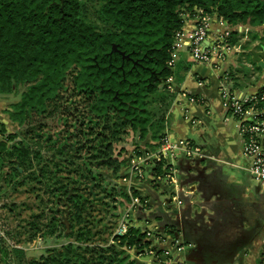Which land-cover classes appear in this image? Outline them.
<instances>
[{
    "label": "trees",
    "instance_id": "obj_1",
    "mask_svg": "<svg viewBox=\"0 0 264 264\" xmlns=\"http://www.w3.org/2000/svg\"><path fill=\"white\" fill-rule=\"evenodd\" d=\"M197 9L214 13L231 25L263 26L264 44V0H99L95 14L102 27L86 17L84 0H0V95L24 87L19 100L6 110L9 119L23 126L34 116L49 115L62 98V91L69 90L70 96L85 101L88 129L81 131L82 136L88 137L102 123L96 138H91L102 136L98 143L105 147L103 158L100 149L91 154L97 157L93 162L96 168L112 167L111 143L126 128L135 131L143 143L154 146L150 141L161 139L163 118L152 110L150 102L157 93L162 102L168 97L165 82L172 73L168 62L175 35L183 26L182 13L192 14ZM72 113L68 110L69 115ZM34 129L30 126L24 130V136L7 134L9 145L0 141V168L8 166L7 182L13 183L16 177L23 179L16 184L36 181L44 193L55 197V202L63 205L62 212L68 214L70 232L64 233L66 225L61 218L51 216L48 233L63 225L62 232L69 237L74 231L73 221L78 224L81 219L73 207L81 211L86 204L103 201V197L89 190V198L82 197L76 188L69 189L68 183L58 178V162L50 170L48 159L41 160L44 142L50 160L62 156L70 159L67 164L77 163L85 145L79 132L53 138ZM0 131H5L3 123ZM155 163V175L164 174L161 162ZM114 164L112 171L117 176L123 164ZM89 171L91 184L97 185L100 171ZM132 193L137 194L135 189ZM48 207L53 213L58 211L57 207ZM76 232V242L58 250L57 258L42 256L29 264H146L131 259L125 250L131 248L137 255L150 247L145 231L139 227L130 226L126 233L114 234L107 252L91 242L103 229L81 226ZM13 250L23 255L22 250Z\"/></svg>",
    "mask_w": 264,
    "mask_h": 264
},
{
    "label": "crops",
    "instance_id": "obj_2",
    "mask_svg": "<svg viewBox=\"0 0 264 264\" xmlns=\"http://www.w3.org/2000/svg\"><path fill=\"white\" fill-rule=\"evenodd\" d=\"M196 12L182 13L183 47L176 49L172 73L165 82L168 97L162 102L161 138H165L168 148L163 150L159 139L150 141L154 146L144 142L138 151L144 147L146 156L141 158V152L132 156L119 172L120 187L143 204H137L131 225L152 229L148 240L157 255L134 254L136 261L146 264H240L250 256L264 227V191L250 183L245 170L246 159L234 132L236 122L233 120V128L229 126L221 102L220 72L208 63L192 60L187 49ZM208 15L212 37L220 17ZM228 26L232 41L240 49L231 62L250 56V61L261 67L253 60L252 52L262 51L264 61L263 26ZM211 41L203 42V47L211 46ZM234 80L237 85L238 78ZM0 123L6 124L5 128L11 125L1 110ZM186 143L200 146L207 156H189ZM159 149L165 172L155 175L154 156ZM134 159L143 163L140 176L133 171ZM133 189L137 194L132 193ZM161 193L166 196L163 200ZM178 244L181 251L176 249Z\"/></svg>",
    "mask_w": 264,
    "mask_h": 264
},
{
    "label": "rangeland",
    "instance_id": "obj_3",
    "mask_svg": "<svg viewBox=\"0 0 264 264\" xmlns=\"http://www.w3.org/2000/svg\"><path fill=\"white\" fill-rule=\"evenodd\" d=\"M84 2L86 17L102 27L100 21L96 19L95 14V9L98 6L99 0H84ZM235 62L236 65H232L230 69L234 79L238 78L236 85L238 88L249 89L261 81L264 75V68L258 67L254 62L252 63L250 61V56H246L244 59L237 57ZM244 78L245 81H243ZM23 88L24 87H20L15 92L7 95H0V110L3 116L6 115L8 119L9 115L6 110L10 108L11 104L19 100ZM84 102L85 101H83L80 96H70L69 90L62 91V98L57 101L53 113L39 117L34 116L32 120H30V123L24 124L23 126H16V123L10 120L12 126L10 125L5 128V131H7L8 134L16 133L20 136H24V130L28 129L30 126H34L36 128L34 129L35 133L41 132L42 134H51L53 138L67 135L69 132L73 134H78L79 132V139L81 142H84L85 145L83 150L80 151L81 157L78 162L76 161L77 163L67 164L65 161L70 159H66V157L62 156L55 157L54 161L50 160L51 155L48 145L44 142H41V160L47 161L48 159L50 170H54L57 166L55 162H58L61 168V170L59 169V171H57L58 178L67 182L69 189L76 188V192L79 195L82 197L87 196L88 198L89 191H92L95 195L103 197V201L106 203L101 201L92 206L86 204L81 211L73 207L80 215L81 219L78 224L75 220L73 221L72 226H74V231L71 236L68 237V235L66 236L63 234L62 230L65 229L63 225H58L59 227L53 233H48L49 230L47 226H50L49 220L51 216H56L68 223V231L64 233L69 234V217L68 214L66 215L62 212L61 209L63 205L57 204L55 202V197L52 199L51 195L44 193L39 188L41 185L36 181L16 184V180H23L21 177H16L13 183L7 182L6 180L9 179V177H7L6 173L10 170L7 165L2 166L0 168V264H29L32 260H39L42 256H54L55 259L59 256L56 255L58 250H65L64 246L66 244L76 242V230L81 226L91 227L93 230L103 229V232L94 236L91 242H93L92 244H99V247L105 248L107 252V246L111 243L112 236L119 230L120 223L126 221L131 224L135 219L137 208L133 207L130 197L127 199L123 193L121 194V190L123 189L120 187L119 177L117 176L119 172L124 170V167L128 166L130 158L138 154V150L140 145L143 144V141L138 137L137 133L131 129L126 128L120 131L111 143V157L113 161H115L114 163L123 164L120 166L121 168L119 167L120 170L117 176L112 171V167L115 165L114 163L111 164L112 167L97 166L96 168L93 162H96L97 157L91 154L98 153L97 149H100L101 153L102 150H105V147L98 143L102 136L99 135L97 139L94 140H91V138L95 137L96 132L101 130L102 123L95 126L88 137L82 136L81 131H86L88 129L86 126L87 111ZM150 103L152 110L157 115L161 114L163 111L161 94L157 93L156 97H152ZM49 109L52 110V107ZM68 110H72L74 112L72 114L74 115H69ZM227 117L229 126L233 128L234 119L230 115H227ZM82 119H84V124H81ZM5 125L6 124H4V126ZM39 125L40 130H38ZM234 132L238 135L236 130H234ZM105 142L106 140L102 141V143ZM9 144L10 141H8L7 145ZM87 145L90 146V148H87ZM148 149H150V147ZM140 150L139 152L141 153L139 154L142 156L141 158L145 157L146 154L143 153L144 147ZM99 156L103 158L102 153ZM142 164V162L139 163L141 169ZM90 168L92 170L98 169L101 173L97 185L91 184ZM133 171L135 170L133 169ZM249 178L253 186L260 185V182L254 177L250 176ZM262 190L264 191V188H262ZM165 197V194H160L162 200ZM138 205L143 206L141 203H138ZM47 207L49 209L51 208V210L57 207L58 211L53 213V210L50 211ZM16 248L22 250L23 255L20 252L16 254L13 250ZM125 250L131 259H137L134 255L135 250L131 248ZM240 264H264V227L259 238L255 240V248L253 247L250 256Z\"/></svg>",
    "mask_w": 264,
    "mask_h": 264
},
{
    "label": "built area",
    "instance_id": "obj_4",
    "mask_svg": "<svg viewBox=\"0 0 264 264\" xmlns=\"http://www.w3.org/2000/svg\"><path fill=\"white\" fill-rule=\"evenodd\" d=\"M194 26L188 34V52L192 60L195 62H203L212 65L219 70V94L222 105L227 113L236 122V130L239 136L240 152L246 159L245 170L251 177L260 182V188H264V77L257 85H253L250 89L238 88L235 85L234 76L231 66H235L236 62H231V58L237 52H240L239 46L232 41V30L229 24L222 17L218 20L219 27L214 30L212 37L211 19L208 13L197 9L194 14ZM182 30L175 35L172 45V58L168 65L171 67L176 49L183 47L181 40ZM211 38V46L203 47V42ZM171 90L170 86H167ZM193 100V98H191ZM7 131H0V141L8 142ZM163 150L168 148L165 138L160 139ZM186 150L189 156H197L199 158L207 156L205 150L200 146L186 143ZM162 150V148H161ZM160 149L154 156L155 161L162 158ZM141 161L133 160V169L140 176L142 174L139 165ZM140 203V199L135 197L132 199V205L136 208ZM132 207V208H133ZM127 214V213H126ZM132 226L126 221L120 223V228L116 232L122 235ZM147 238L152 233V229H143ZM177 251H181L180 244L176 247ZM164 253V252H163ZM139 255L156 256L153 249L145 248L138 252ZM167 254V251L164 253Z\"/></svg>",
    "mask_w": 264,
    "mask_h": 264
},
{
    "label": "water",
    "instance_id": "obj_5",
    "mask_svg": "<svg viewBox=\"0 0 264 264\" xmlns=\"http://www.w3.org/2000/svg\"><path fill=\"white\" fill-rule=\"evenodd\" d=\"M113 48H115V46L113 45ZM263 49H264V46H263ZM253 53V60L255 61V62H257V64L259 65V66H261V67H264V61H263V59H262V56H263V52L261 51V52H252ZM65 225H66V232L68 231V223H66V221H65Z\"/></svg>",
    "mask_w": 264,
    "mask_h": 264
}]
</instances>
